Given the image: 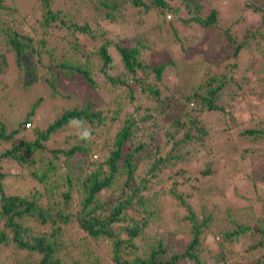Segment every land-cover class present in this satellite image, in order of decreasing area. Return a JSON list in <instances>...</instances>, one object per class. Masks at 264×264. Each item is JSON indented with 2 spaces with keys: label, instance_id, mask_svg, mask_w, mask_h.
<instances>
[{
  "label": "trees",
  "instance_id": "1",
  "mask_svg": "<svg viewBox=\"0 0 264 264\" xmlns=\"http://www.w3.org/2000/svg\"><path fill=\"white\" fill-rule=\"evenodd\" d=\"M173 1L171 4L170 0H120V3L125 4L124 9L129 6L139 8L136 9L139 19L133 16V21L137 23L143 35L149 33L148 37H134V44L129 45L127 44L129 40L104 39L99 27L90 28L87 21L77 19L81 14H73L74 12L70 11L71 6L70 8L66 6L70 4L68 2L56 6V0H33V5L24 8L15 0H0V12L12 14L15 11L22 18L18 21L13 19L12 23L5 19L0 22V36L3 35L4 46L8 48L7 52L0 53V57L5 63L6 53L10 51L13 53L11 56L19 68L17 79L20 85L30 90L28 94L33 97V92L39 90L34 91L32 87L37 89L42 85H48L51 96H55L60 94L58 87H64V83L71 80V85L77 84L75 90L79 89L81 95L86 97L80 106L65 108L61 106L60 113L44 128L36 125L30 128L36 108L44 100L41 93L31 100L29 111L25 112L23 120L18 121L10 131L0 123V252L5 247L12 248L16 254L25 251L22 255L24 254L27 259V264H86V262L99 264L95 248L90 245L92 239L96 245L103 243L107 249L109 248V257L114 264H179L183 261L206 264L200 258L197 246L203 228L210 225L212 213L203 215L193 211L176 191L178 182L175 181L174 175L193 173L192 177L197 178L194 175L197 174L194 171H197L202 173L205 179H211L216 174L214 165L211 168V160L207 159L205 140L208 129L204 126L203 120L205 122L208 117L220 110L226 114L227 123L230 120L237 123L233 112L217 102L223 95L228 105L230 101L240 100L237 99L238 91L229 90V86L235 85L240 89L241 83L248 84L244 91L255 98L247 104L252 112L253 108H256L257 112L258 102L264 101V0L262 4L247 2L244 4L246 10L259 12V29L252 30L248 37L237 39V35L231 32V25L234 23L249 25L248 21L251 20L250 16L243 21L242 17H239L234 23L216 33L214 40L210 41L211 47H202V41L209 42L205 33L212 27L220 28L218 10L210 7L206 0ZM102 5L108 6V0ZM116 9L117 6L112 4L111 10H105L104 18L117 22ZM152 9L158 11L159 16L153 14ZM37 10L41 12L40 19L33 17ZM93 10L95 12L93 18L96 17L95 21L100 24L99 13L102 14L103 9L94 6ZM166 12L169 15L172 12L177 23L180 21L183 25L193 26L198 31L185 32L169 20L171 28L165 29V35L171 32L172 40L170 44H166L165 37L159 40L157 46L164 54L160 56L161 62L154 65L149 61L148 53L153 51L155 47L153 44H157L158 37L162 34L164 28L162 23L168 21L166 18H163L164 21L158 20L160 15L165 16ZM152 15L154 19L149 21L157 22L155 27L158 30L155 35L150 33L149 27L146 29L143 27L146 18ZM28 17L38 21L42 33L49 30L51 24L55 22L67 25L62 39L65 38L69 46L47 64L40 61L37 56L34 48L36 38L31 34L32 30L26 27L23 31L24 27L19 26L24 25L23 21ZM33 30L35 31L34 28ZM67 32L76 37L77 34H81L82 38L103 40L97 45L98 49L94 47L88 50L90 53L87 55L79 49L78 41L71 43ZM173 45L181 52L178 53L179 50L173 48ZM111 46L116 49L117 61L121 62L119 75L106 72V68L110 69L113 62ZM191 51H195L201 57L205 54L208 58H213L212 61L204 60L206 65L203 64V70L197 72L198 79L193 71L201 67L193 69L186 58L188 55L186 53ZM241 51L251 55V67L258 61L259 68L240 66L237 60ZM92 53L102 59L101 70L112 86L126 87L132 91L133 84H136L140 93L138 97L133 93L128 96V101L135 106L132 111L128 110V114H124V118H119L123 107L114 110V119H119L121 123L111 143L107 141L103 147L97 146L94 143L96 140L89 139L97 132V128L103 125L109 111L107 104L104 106L103 101L96 99L98 95L94 94L100 87L91 75L88 57ZM83 56L84 60L80 61ZM36 63L46 66L40 75L35 72ZM223 63H226L225 66L230 71L242 69L243 76L237 79L232 74L222 72L207 74L209 69ZM199 65L202 66L201 63ZM169 71L174 72L176 76L173 85L164 88L166 94L171 90L176 97H184L186 102L181 105L182 114L172 119L166 112L162 121H159L156 115L150 113V108L143 106L142 103L146 98L161 108V112L164 111L160 102L162 91L158 83ZM247 75L252 76L255 84L252 81L250 83ZM192 100L190 108L188 104ZM147 119H152V125L147 126L145 122ZM73 121L77 122L75 125L79 130L74 134L65 128ZM165 128L163 142L154 143V136ZM246 132L263 133L259 128ZM57 134H62V143L48 146L53 137L56 140ZM17 135L18 142H12L9 148L2 146L4 142H10ZM72 135L78 142L70 143L67 140ZM93 143L98 147L96 159L91 156ZM29 155L32 156L29 158ZM74 157H77L79 163L73 169ZM223 157L225 156L222 155L218 159L222 158L221 161H224ZM197 160H202L203 163H196ZM36 161L46 163L45 168L41 171H31L30 175L22 173L25 166L33 165ZM8 162L17 164L21 171L11 173L9 167L5 171V163ZM8 177H25V184H29V188L21 192L16 190L7 192L5 180ZM34 185L38 187L35 188ZM74 186L76 188H73ZM161 188H167L168 194L186 208L187 213L182 219L191 230V238L184 249L179 251L176 250L174 243L168 241L165 226L160 228L158 224V227L152 230L153 234L148 228L154 221L159 222L157 215L160 204L153 200L164 196L165 192ZM253 188L258 191L257 183H253ZM105 191L108 193L103 196ZM74 194L79 198H73ZM54 195L62 196V200H51ZM261 203L264 206L263 200ZM201 208L203 210V205ZM199 215L201 221L198 220ZM253 222L252 224L248 222V225L243 227L237 225L232 230L218 231L228 241L245 236L242 245L249 253L246 254L245 261L237 264H247L252 256L254 264H264V226L259 225L258 217ZM247 235L252 239L256 238L255 236L259 238L250 243ZM175 236L176 241H181V235ZM210 260L212 261L210 264L218 262L236 264L226 261L223 251L212 253Z\"/></svg>",
  "mask_w": 264,
  "mask_h": 264
},
{
  "label": "rangeland",
  "instance_id": "2",
  "mask_svg": "<svg viewBox=\"0 0 264 264\" xmlns=\"http://www.w3.org/2000/svg\"><path fill=\"white\" fill-rule=\"evenodd\" d=\"M106 0H56V6L63 2H68L70 4L66 5L70 8L73 14H81L80 17H77L79 21H87L90 28L99 27L103 35L104 39H109L113 41H123L129 40L127 44L133 45L134 44V37H141L144 38L145 36L148 37L149 33L146 32L144 35L142 34L141 29L137 25L136 22L133 21V16L139 19V15L136 9L137 7L129 6L128 8L124 9V3H120V0H108V6L102 5V3ZM210 7H214L218 10L219 15V23L220 28L212 27L208 30L205 35L209 39V42L202 41V47L210 46V41L214 40L216 33L221 30L222 28L229 26L230 24L234 23L235 19L242 17L241 21L245 18L251 17V20L248 21L250 24H241V23H234L231 29V32L237 35V39H241L243 36L249 35L252 30L259 29L260 23L259 19V12H253L252 10H246L244 8L245 2L249 4H262L263 0H206ZM19 6H23L24 8L30 7L33 5V0H15ZM74 3V5H73ZM117 6L115 10V16L118 18V21H109L108 19L104 18L105 10H111L112 4ZM170 3L173 4L174 1L170 0ZM206 3V2H205ZM60 5V6H62ZM101 7L103 9L102 14L99 13L100 17L99 22L100 24L95 21L93 18V7ZM207 8L209 6L206 4ZM89 7H91L90 10ZM153 10V9H152ZM78 11V13H77ZM134 11V12H133ZM26 13V11L24 12ZM170 17L168 16V12L165 13V16L162 14L160 15L159 21H164L163 18L168 19V21H164L162 23L164 28H162V34L158 37L157 44H153L155 47L153 51L148 53L149 61L157 65L161 62V55L164 53L160 52L158 43L160 39L165 37L166 44H170L172 38L171 32L168 35H165V29L171 28V22L176 24L177 27H181L185 32H195V27L193 26H185L180 21L178 23L174 20L172 12H170ZM135 14V15H134ZM153 14L159 16L158 11L153 10ZM250 14V15H249ZM95 15V12H94ZM36 19L41 18V12L39 10L35 11L34 16ZM35 18L28 17L27 20L23 21V31L26 27H28L31 31V34L36 38L34 48L37 51V56L41 59L43 63H48L53 58H55L61 51H64L69 43L66 42V39H62V36L66 33V27L64 23L55 22L52 23L49 30L45 33H42L43 30L39 27L38 21ZM146 18V16H145ZM162 18V19H161ZM8 21L9 23L18 20H22L21 16L14 11L12 14H5V12H0V22L3 20ZM14 19V20H13ZM154 19V15L150 18H146L145 24L143 27H149L150 33L155 35L157 33V28L155 27V23L149 20ZM258 20V21H257ZM35 29V31L33 30ZM161 28V27H160ZM104 30V31H103ZM68 38L70 37L71 43L75 41L79 42V49L85 53L89 54L88 50L93 49L94 47L98 49L97 45H99L101 41L97 39H89V38H82L81 34H77L76 36H72L67 32ZM248 37V36H247ZM85 38V39H84ZM43 39V41H41ZM70 43V45H71ZM126 44V45H127ZM257 46V45H256ZM173 48L179 50L177 46L173 45ZM218 48V46H217ZM7 47L4 46V38L3 35L0 36V53L7 52ZM158 49V50H157ZM169 50V46H167ZM110 51L112 53L113 62L110 64L112 67L109 69L106 68V72L112 73V75H119L120 74V66L121 62H118V56L116 49L114 46L110 47ZM11 52V51H10ZM6 53V61L4 63V59L0 57V123H3L8 131L15 127L18 121L23 120V116L25 115L26 111H29V103L31 100H34L36 95L40 93L43 95L44 100L43 102L36 108V114L33 117L32 125H36L39 128H44L48 123H50L61 111L62 108L71 107L73 105L80 106L83 101H85L86 97L81 95L78 90H75L77 84H70L71 80H68L64 83V87H58L60 90V94H55V96H51L50 88L48 85H42L41 87H32L34 91L39 90L38 92H33L34 97L29 95L28 89L24 88L20 85V81H18L17 77L19 75L18 69L14 58L11 56L13 53ZM160 52V53H159ZM181 52L180 50L178 53ZM254 52H256L254 50ZM191 53V54H190ZM194 53V54H193ZM257 53V52H256ZM188 64H191L193 69L200 68L198 70L193 71L194 76L198 79L197 72H201L203 70L204 60L212 61L213 58L206 56L203 54V57L198 56L195 51H191L186 53ZM259 54V53H258ZM79 55V54H78ZM216 56V55H215ZM251 55H248L245 51H241L238 57V64L241 66H246L248 68H259L256 65L251 67ZM81 57V55H80ZM171 56H169L170 58ZM196 57V58H194ZM147 58V59H148ZM89 59V66L91 68V75L93 79L98 83L99 89L96 90L94 93L98 95V98L103 101L104 106L107 104L109 107V111L107 116L104 120L102 126L97 128V132L94 133L89 139L96 140L94 143L97 146L101 145L102 147L106 145V142H110L113 139L114 133L116 132L117 128L120 125L119 119H114V110L119 107L122 108L120 112V117L124 118V114H128V110L132 111V108L135 106L133 103L131 104L128 101V96L130 93H133L135 96H139L140 93L138 91V87L136 84H133V90H129L126 87L122 88H115L112 86L107 80L105 73L101 70L102 59L95 53H92L91 56L88 57ZM84 60V56L80 58V61ZM202 64L200 66L199 64ZM213 64V63H212ZM226 63L221 65H217L216 67H212L211 70L209 69V73L212 72L227 75H233L235 78L239 79L243 76L242 69H237L234 71L228 70V67L225 66ZM257 66V67H256ZM36 74L40 75L42 72L45 71L46 66L42 65V63H36ZM211 71V72H210ZM250 74V71H248ZM175 73L169 71L163 75L162 80L159 81L158 85L162 91L161 95V104L163 112H161V108L157 107L154 102L151 100H147L142 103L143 106H148L150 108V113L152 115H156L159 121H162V117L166 112L171 115L172 119L177 117L179 114L183 113V109L181 105L186 102L184 97H176L174 93H171V90H168L166 94L165 87H171L173 85V81L175 80ZM262 76V74H261ZM249 81L255 84L254 79L252 76L247 75ZM248 84L241 83L240 89H238L235 85H231L228 87L229 90H236L238 91L239 95L237 99L233 102L230 101V105L226 103V97L220 98L217 100L218 103L225 105V109L233 112V115L237 118V123L235 124L232 120L227 123V116L223 111H217L216 113L212 114V116L208 117L207 120L203 124L208 129V134L205 140V148L208 151L207 159L211 160V168L214 165L216 169V174L211 179H205L200 172L194 171L197 174V178L192 177L193 173H186L185 175H174L176 183V191L180 195H182L185 203H187L193 211L198 213H202L203 215H207L208 213H212V219L210 221L209 227H204L202 233L200 234V243L197 246L199 249V256L200 258L206 263L210 264L212 261L210 260V255L212 253H217L219 251H223L225 253V260L230 263H240V261L246 260V252L243 249L242 241L245 236H240L238 240H225L224 237L221 236L220 229L223 230H232L237 225L243 227V225H248L249 222L252 224L256 217L260 218L259 225L262 227L264 226V206L262 205V200L264 201V101L258 102L257 105V112L255 111L256 108H253V112L251 108L247 105L250 104L248 101L252 102L255 98L249 96L244 90L247 89ZM73 88V89H72ZM143 96V94H141ZM145 96V95H144ZM244 97L246 98L244 100ZM143 100V99H142ZM247 100V101H246ZM45 101V102H44ZM192 101L189 102L188 106L192 107ZM23 111V112H22ZM22 112V113H21ZM231 112V113H232ZM199 115V114H198ZM170 121V120H169ZM147 126L152 125V119H147L145 121ZM77 122L73 121L71 124L66 126L65 128L69 129L72 134L79 131L76 126ZM226 123V124H224ZM76 126V127H75ZM75 127L74 129H72ZM262 129L263 133L261 134H251L246 132L247 130H256ZM66 129V130H67ZM150 130V129H149ZM166 133V128L158 131V133L154 136V143H162L164 139V134ZM65 134V132H63ZM20 135V134H19ZM54 136V135H53ZM18 135L11 139L10 142H4L2 146H6L9 148L11 143L18 142ZM25 137H28L25 135ZM56 140H50L48 146H53V143H62V134L55 135ZM70 143L71 142H78L74 135L67 139ZM92 145L91 156L93 159H96V155L98 156V147L96 144ZM66 145V144H65ZM225 156L224 161L218 159L220 156ZM32 155H29V158ZM77 157H74L72 160V168L74 169L77 164ZM196 163H203L202 160H197ZM81 165V164H80ZM46 166V163H39L38 161L35 162L33 165L25 166L22 170V173H27L30 175L31 171L34 170H42ZM217 166V167H215ZM5 171L9 167V171L11 173H17L21 171V168L17 164H13L11 162L5 163ZM200 170V168H199ZM31 177V176H30ZM252 178V180L250 179ZM26 178H10L8 177L5 180V188H7V192L16 190L17 192H21L27 190L29 188V184L26 185ZM25 180V181H22ZM29 181V179H27ZM257 183L258 191H255L253 188V183ZM171 182V181H170ZM169 182V183H170ZM31 185V183H30ZM35 188L38 185H34ZM73 188H76L75 186ZM165 194L162 198L154 199L153 202L158 201L157 203L160 204L158 218L157 220L151 223L148 228L150 233L153 234L152 231L156 227L162 228L165 226L164 231L168 232V241L174 243L177 247V251L180 249H184L186 246L185 244L191 238V230L189 227H186L185 221H183L182 217L186 215V208L182 206V204L175 199L173 196L168 194L167 188H161ZM75 191V190H74ZM108 193L105 191L103 196ZM73 198H79L76 194L73 195ZM44 200V199H43ZM51 200H62V196L57 197L54 195L51 197ZM220 200V201H218ZM218 201V202H217ZM203 205V210L201 206ZM198 220L201 221V215L198 216ZM254 223V222H253ZM253 227V225H251ZM173 231L175 234H173ZM216 231V232H215ZM180 233V234H176ZM175 235H181V241H176ZM246 237L250 238V243L252 240H257L256 238L252 239L250 235ZM91 247L95 248L96 254L100 260L99 264H114L113 261L109 257V248L103 243L100 245H96L95 242L90 239ZM178 242V243H177ZM25 251H19L18 254L14 253L13 249L11 248H3L0 252V264H27V259L22 255ZM34 257V256H33ZM35 258V257H34ZM253 256L250 260H248L247 264H254ZM86 264H95L86 262ZM97 264V263H96ZM179 264H191L188 261L180 262ZM215 264H222L221 262Z\"/></svg>",
  "mask_w": 264,
  "mask_h": 264
},
{
  "label": "clouds",
  "instance_id": "3",
  "mask_svg": "<svg viewBox=\"0 0 264 264\" xmlns=\"http://www.w3.org/2000/svg\"><path fill=\"white\" fill-rule=\"evenodd\" d=\"M170 17V15H168Z\"/></svg>",
  "mask_w": 264,
  "mask_h": 264
}]
</instances>
